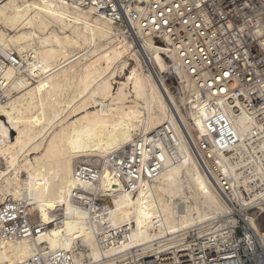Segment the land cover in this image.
Here are the masks:
<instances>
[{"label":"bare ground","instance_id":"6f19581e","mask_svg":"<svg viewBox=\"0 0 264 264\" xmlns=\"http://www.w3.org/2000/svg\"><path fill=\"white\" fill-rule=\"evenodd\" d=\"M163 47L66 0L0 3V216L11 203L39 229L12 240L0 220V264L76 245L75 264L133 263L193 235L231 237L234 213L249 245L259 235L246 207L264 197V111L200 89Z\"/></svg>","mask_w":264,"mask_h":264},{"label":"built area","instance_id":"2783aa9c","mask_svg":"<svg viewBox=\"0 0 264 264\" xmlns=\"http://www.w3.org/2000/svg\"><path fill=\"white\" fill-rule=\"evenodd\" d=\"M66 1L106 17L125 31L131 28L136 39L137 32L143 30L152 41L164 46L161 56L167 61L170 56L176 57L200 89L213 90L215 94L225 89V97L236 95L246 102L249 110L264 111V0H149L139 12L136 4L140 0ZM9 63L0 52V73ZM171 68L164 75L172 90L179 94L180 81ZM5 89L0 79V103L8 100ZM216 117L224 123V132L231 134L233 129L227 125L226 115L217 113ZM8 204L0 216L6 226L2 232L4 238L18 240L39 232L30 217L16 214L12 209L16 206ZM232 216L237 225L227 224L229 230L233 229L231 237L196 239L193 235L181 247L133 263L131 259L127 264H264L260 241L252 233L253 241L249 245L248 226L242 216L236 213ZM259 219L264 224V213L259 214ZM120 238L123 233L111 241L117 244ZM82 249L76 245L73 253L57 252L50 263L39 257L32 264H75ZM87 260H83L84 264H88Z\"/></svg>","mask_w":264,"mask_h":264},{"label":"rangeland","instance_id":"374dc122","mask_svg":"<svg viewBox=\"0 0 264 264\" xmlns=\"http://www.w3.org/2000/svg\"><path fill=\"white\" fill-rule=\"evenodd\" d=\"M162 76H163L166 84L171 87L170 81H167L166 76L165 75H162ZM169 89H171L170 91L173 94H175V95L177 94L174 90H172V88H169ZM190 118H194V117L190 115ZM194 123H196V121H194ZM192 131H193V135H194L195 140H197L200 137L204 138L205 140H208V138H207L208 136L202 135L200 130L195 125H194ZM219 159L220 158L218 156H216V160H219ZM236 207L238 208V205ZM246 210H247L248 217L250 219H253V221L255 222L256 229L259 232V235L254 231V229H252V228L251 229L257 235L258 239H261L262 242L264 243V224H262L261 220L259 219V214L260 213H264V197H262L259 200L255 201L251 205H248L246 207ZM239 216H241V215H239ZM232 218L235 219V217H233V216H232ZM33 222L36 223V220H35L34 216H33Z\"/></svg>","mask_w":264,"mask_h":264}]
</instances>
